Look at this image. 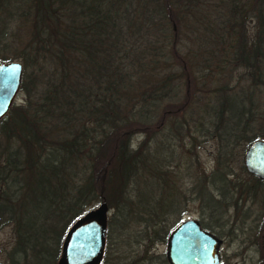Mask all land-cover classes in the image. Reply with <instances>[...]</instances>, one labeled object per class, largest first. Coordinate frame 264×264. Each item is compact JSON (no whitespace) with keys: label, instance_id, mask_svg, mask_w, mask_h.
<instances>
[{"label":"trees","instance_id":"obj_1","mask_svg":"<svg viewBox=\"0 0 264 264\" xmlns=\"http://www.w3.org/2000/svg\"><path fill=\"white\" fill-rule=\"evenodd\" d=\"M205 1L0 0V64L12 49L23 60V100L0 121V229L16 235L10 264H58L67 232L97 202L111 212L100 264L152 259L149 249L167 244L186 215L188 197L168 181L175 151L207 136L217 142L215 168L192 172L190 193L215 227L235 230L224 216L238 213L246 188L226 171L228 160L264 139L256 115L264 109V0H218L223 14L213 19ZM197 16L218 49L199 60L180 41ZM212 62L243 69L246 89L208 88L199 74ZM136 136L144 138L134 147ZM250 177L255 197L264 182ZM133 243L143 251L125 263L119 246ZM260 252L264 264V244Z\"/></svg>","mask_w":264,"mask_h":264},{"label":"rangeland","instance_id":"obj_2","mask_svg":"<svg viewBox=\"0 0 264 264\" xmlns=\"http://www.w3.org/2000/svg\"><path fill=\"white\" fill-rule=\"evenodd\" d=\"M205 3H209L208 10H206L209 11V15L212 19L219 14H223L221 4L218 2V0H206ZM205 7L206 6L204 5L203 8L205 9ZM197 18L199 19L198 23H193L195 24L194 32H192V30H186L185 35H180V41L186 49L195 51L198 60L200 59V54L203 51L213 52L217 55L218 49L214 36L209 35L208 39L205 38L204 30L202 29V24L200 23V21L202 22L203 16H200V18L197 16ZM252 27L253 20L249 21V32L251 31ZM221 54L224 55V52L221 51ZM5 57L6 59L11 60V62L13 61L19 62L21 64L23 63L18 50L14 51L12 49L6 51ZM210 58L212 61L214 60V58L211 56ZM215 62L218 64L217 59H215ZM227 65L228 64L226 62H223L220 64L222 69H219L215 63L212 62L209 66H203V71L199 75L202 77L206 75L205 77L208 80L207 84L209 82L211 83L208 88H216L215 86H217L219 83H228V85L231 87L237 85L239 88L246 89L249 82L246 81L247 75H245L246 73H244V70L236 69L229 73ZM241 78L243 79L240 80ZM239 81L241 83H239ZM201 87L202 86L199 84L198 88L200 89ZM239 88L237 87V92L239 91ZM199 89L197 91L198 94H202V92H199ZM204 90H206V88H204ZM260 97H263V95ZM22 100L23 97L21 92H19L15 98V103L21 104ZM256 115L258 118L264 117V109L260 107V109H258L256 112ZM208 129L210 130L209 133H211L213 130L211 126H209ZM143 138L144 137L142 136H136L133 139L134 147H136L138 143L143 140ZM185 143H187V141H185ZM216 143L217 142L215 138H210L207 136L201 140L199 145L196 144L193 147H190L188 144H186V151L182 154L180 153V148L176 149L174 157L176 158V155H178V158L172 162V165L176 166L175 169H172L175 173L168 176V181L178 190H183L184 194H186L188 197V200L185 203V209L183 210L186 215L182 217V221L194 219L199 222V220L204 219V223L212 227L215 233H218H214L215 235H213L221 241L219 248L220 264H257L261 257V246L264 244V186H260L257 191L255 190V197H253V194L251 195L252 191L254 190V182L250 177L251 175H247L245 168L243 170V159L246 148H244L243 145L238 146L234 154L235 158L228 160L230 168H226V171L233 173V181L237 184V186H239V189L246 188V192L242 194L240 202L241 207L238 213L234 215L233 211L229 209V211H227L224 216H232L231 222L235 228L233 232L228 234L227 228L224 227V229H220L215 227L214 224L211 223L212 220L206 219V215H203L201 212L200 205L196 200H194V195L190 193L192 172L195 170H200L201 172L204 171V173L208 175L212 172V170H214V159L217 149ZM153 147L154 145L152 144V147L149 148ZM176 163L177 165H175ZM99 204L101 203H94L89 208V210L97 208ZM109 213L111 215V212ZM175 221L176 218L174 216L171 217L167 221V228L172 230V226ZM222 221L224 222L225 219ZM255 227L256 229H262V231L256 234L257 230H253ZM254 233L256 236L253 235ZM15 244L16 235L13 227L6 226L0 229V264H10V254L15 248ZM119 247L121 251H123L122 256H126V258L122 260L125 263H129L130 261L136 259L137 254H141L143 251V246H141L140 243H133L131 247H125V245L121 244ZM166 252L167 245L165 243H157L149 249L148 255L152 256V259L146 260L145 263L149 262L147 264H162L161 260L162 257H166Z\"/></svg>","mask_w":264,"mask_h":264},{"label":"water","instance_id":"obj_3","mask_svg":"<svg viewBox=\"0 0 264 264\" xmlns=\"http://www.w3.org/2000/svg\"><path fill=\"white\" fill-rule=\"evenodd\" d=\"M23 78L19 62L0 64V121L15 103ZM243 166L264 182V140L247 146ZM110 213L106 203L87 211L67 232L58 264H100L106 243ZM166 258L169 264H220L221 241L194 219L184 220L170 233Z\"/></svg>","mask_w":264,"mask_h":264}]
</instances>
